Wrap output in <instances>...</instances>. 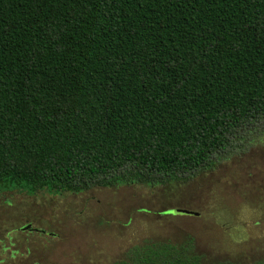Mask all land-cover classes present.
<instances>
[{"label":"trees","instance_id":"1","mask_svg":"<svg viewBox=\"0 0 264 264\" xmlns=\"http://www.w3.org/2000/svg\"><path fill=\"white\" fill-rule=\"evenodd\" d=\"M263 119L264 0H0L2 193L192 177Z\"/></svg>","mask_w":264,"mask_h":264},{"label":"rangeland","instance_id":"2","mask_svg":"<svg viewBox=\"0 0 264 264\" xmlns=\"http://www.w3.org/2000/svg\"><path fill=\"white\" fill-rule=\"evenodd\" d=\"M214 161L153 187L0 192V264H116L150 244L190 248L202 264H264V119Z\"/></svg>","mask_w":264,"mask_h":264},{"label":"water","instance_id":"3","mask_svg":"<svg viewBox=\"0 0 264 264\" xmlns=\"http://www.w3.org/2000/svg\"><path fill=\"white\" fill-rule=\"evenodd\" d=\"M174 213L177 215H181V214L184 215V214H189L190 212L185 211V210H176V211H174ZM22 230L25 232L26 231H28V232H41L40 230L33 228L31 225H27V226L23 227Z\"/></svg>","mask_w":264,"mask_h":264},{"label":"flooded vegetation","instance_id":"4","mask_svg":"<svg viewBox=\"0 0 264 264\" xmlns=\"http://www.w3.org/2000/svg\"><path fill=\"white\" fill-rule=\"evenodd\" d=\"M0 243H1V240H0ZM13 252V250L11 251V253ZM13 255V254H12Z\"/></svg>","mask_w":264,"mask_h":264}]
</instances>
